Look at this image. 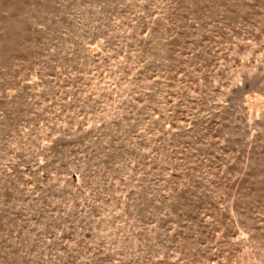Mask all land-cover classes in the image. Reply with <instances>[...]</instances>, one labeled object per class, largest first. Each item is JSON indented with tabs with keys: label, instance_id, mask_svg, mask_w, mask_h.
Instances as JSON below:
<instances>
[{
	"label": "rangeland",
	"instance_id": "rangeland-1",
	"mask_svg": "<svg viewBox=\"0 0 264 264\" xmlns=\"http://www.w3.org/2000/svg\"><path fill=\"white\" fill-rule=\"evenodd\" d=\"M0 264H264V0H0Z\"/></svg>",
	"mask_w": 264,
	"mask_h": 264
}]
</instances>
